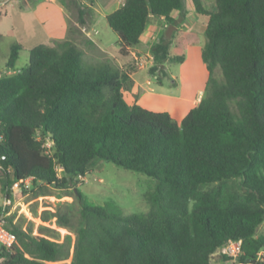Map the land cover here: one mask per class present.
Masks as SVG:
<instances>
[{"label":"trees","instance_id":"16d2710c","mask_svg":"<svg viewBox=\"0 0 264 264\" xmlns=\"http://www.w3.org/2000/svg\"><path fill=\"white\" fill-rule=\"evenodd\" d=\"M97 1L110 11L106 22L122 53L140 44L151 18L175 27L171 14L184 8L183 0H123L117 9L118 0ZM191 1L207 18L201 59L208 80L179 123L128 104L130 73L85 68L70 41L33 47L20 70L13 65L22 47H10L0 69L1 188L9 196L26 179L41 191L74 186L79 223L68 264H211L231 240L241 241L236 264H264V235H257L264 222V0H214L213 9ZM199 44L195 32L163 35L150 49L149 73L166 77L164 66L184 63ZM96 162L151 178L148 212L124 215L111 203L90 202L76 178ZM7 221L16 241L0 248L2 264L58 263L63 243Z\"/></svg>","mask_w":264,"mask_h":264},{"label":"rangeland","instance_id":"374dc122","mask_svg":"<svg viewBox=\"0 0 264 264\" xmlns=\"http://www.w3.org/2000/svg\"><path fill=\"white\" fill-rule=\"evenodd\" d=\"M118 1L121 5L122 0ZM183 5L187 14L194 12L191 0H183ZM204 5L209 9L215 7L214 0H206ZM103 13L97 0H0V69L3 70L9 59L10 47L15 43L20 44L22 49L13 67L20 70L27 65L33 47L70 41L82 52L85 68L108 66L127 71L131 76L135 74L136 80L142 84L141 92L135 96L133 88L125 91L127 103L138 98L144 108L165 111L174 120H179L194 106V99L200 102L208 71L199 50H191L182 64L167 63L164 66L166 77H161L159 73L151 76L149 69L153 59L150 51L132 49L122 53L120 42H117L119 38L109 28ZM205 22L206 18L200 16L194 30L201 33ZM170 35L171 31L164 32V36ZM201 40H204L202 35ZM15 72L11 70L8 74ZM215 76L219 82L223 81L219 68ZM145 79L148 85L144 84ZM199 90L203 92L200 94ZM76 182V187L93 204L111 203L124 215L149 210L145 196L153 188L154 181L144 174L124 170L112 163L96 162L85 176H78ZM73 192L74 186L62 190L49 187L41 191L29 182L28 187L20 189H13L12 184L10 195L6 196L0 184V209L4 201L10 199L9 218L13 223L23 229H31L34 235L42 231L63 243V252L57 264H68L73 257L79 223V206ZM58 215L67 219L68 229L57 225L55 216ZM257 235H264V222L257 229ZM259 254L264 259V249ZM224 257L220 250L212 256L211 264H236Z\"/></svg>","mask_w":264,"mask_h":264},{"label":"crops","instance_id":"0c3cea01","mask_svg":"<svg viewBox=\"0 0 264 264\" xmlns=\"http://www.w3.org/2000/svg\"><path fill=\"white\" fill-rule=\"evenodd\" d=\"M202 1L204 3L206 0H202ZM122 4H123V0H122ZM122 4L119 5V1H118L115 9L119 8L120 6H122ZM103 12L104 13L102 14V16L106 20V15L110 11L109 12L103 11ZM171 15L175 19V21H176V26L175 27L167 28L168 25H167V22H166V20L164 18H156V19L151 18L150 21H149V24L147 25V27L145 29V32L141 36V42H140V44L136 48H134V49H141L143 51H146V50H149L150 51L152 45L154 43H156L157 40L160 39L164 35V32L166 30L168 32L171 31V34L174 31L177 30V31H183V32H195V33H197L199 35L200 44L197 45V46H190L187 49V51H186V55L189 54V52L191 50L197 49V50H199L198 53L201 56L202 48H203V46L205 44V38H204V40H201V35L204 37V29H205V26H206V23H207V18L205 16H203V17L206 18V22L203 23V24L201 23L202 24V30H201V33H200V32H198L199 30L198 31L194 30L195 27L198 25V23H199V17L201 16V15H198L196 13L195 9H194V12L191 13V14H187V12H184L182 10L181 12L174 11ZM104 29L106 30L105 27H104ZM98 35L101 36V33H98ZM117 42H119V39H118ZM131 53L134 55V53L132 51H131ZM185 61H186V58H185ZM134 75L135 74H132V76H131V78L134 81V86H133V89H132V93L136 96V95H139V93L141 92V86H142V84H141L140 81L136 80V78H135ZM144 84L148 85V81L146 79H145ZM202 92H203L202 90H199V93L200 94ZM196 102H199V101H197V99H194V101L192 103L194 106L192 108H194L195 106H197V103ZM129 104H137V105L141 106L142 108H144V106H142V105L139 104L138 98L135 99V102H132V103H129ZM148 110H150V109H148ZM150 111H153V112H165V111H156V110H152V109ZM170 116H171V114H170ZM184 116H182L179 120H175V121H177L179 123L184 118Z\"/></svg>","mask_w":264,"mask_h":264},{"label":"built area","instance_id":"2783aa9c","mask_svg":"<svg viewBox=\"0 0 264 264\" xmlns=\"http://www.w3.org/2000/svg\"><path fill=\"white\" fill-rule=\"evenodd\" d=\"M201 96L199 99L201 100ZM30 182V179H26L24 181H16L13 183V189H20V187H28V183ZM11 205V200L6 199L0 209V248H4L5 250H10L16 241L15 235L8 230L7 228V219L9 217L10 211L9 207ZM221 253L227 257L228 259H231L232 261H236V259L241 254V241H228L222 248ZM261 255H258V260L260 262H263L264 259L260 257ZM0 264H2L0 260Z\"/></svg>","mask_w":264,"mask_h":264},{"label":"water","instance_id":"95a60500","mask_svg":"<svg viewBox=\"0 0 264 264\" xmlns=\"http://www.w3.org/2000/svg\"><path fill=\"white\" fill-rule=\"evenodd\" d=\"M170 32V31H169Z\"/></svg>","mask_w":264,"mask_h":264}]
</instances>
